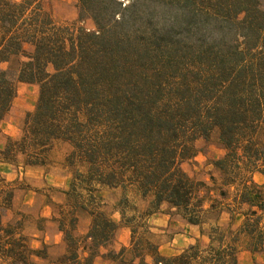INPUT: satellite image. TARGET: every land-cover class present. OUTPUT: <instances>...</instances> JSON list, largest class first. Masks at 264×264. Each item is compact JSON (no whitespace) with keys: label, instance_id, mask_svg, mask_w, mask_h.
Listing matches in <instances>:
<instances>
[{"label":"trees","instance_id":"16d2710c","mask_svg":"<svg viewBox=\"0 0 264 264\" xmlns=\"http://www.w3.org/2000/svg\"><path fill=\"white\" fill-rule=\"evenodd\" d=\"M77 8L78 21L90 18L94 29L59 23L43 0H0V122L16 92L2 63L22 56L16 80L38 85L35 107L19 135L6 138L0 162L20 157L25 166L43 167L59 140L68 144L65 161L75 168L71 187L84 184L90 205L94 190L123 185L147 200L140 212L124 198L119 223L101 206L85 207L91 218L85 261L114 239L119 224L133 235L147 227L163 203L191 224L202 225L209 213L217 220L218 199L205 209V182L181 168L196 154L194 141L214 131L223 150L210 163L221 174L219 196H227L223 186H239L240 202L263 210L252 178L264 174L261 1L78 0ZM250 207L244 222L258 225ZM226 233L211 225L207 244L197 241L170 256L146 243L152 261L134 253L131 264H239Z\"/></svg>","mask_w":264,"mask_h":264},{"label":"rangeland","instance_id":"374dc122","mask_svg":"<svg viewBox=\"0 0 264 264\" xmlns=\"http://www.w3.org/2000/svg\"><path fill=\"white\" fill-rule=\"evenodd\" d=\"M260 1L264 5V0ZM77 3L78 0H43L44 8L59 23L87 30L94 29L90 18L78 21ZM177 30L180 33V27ZM23 59L18 55L9 62L1 64L2 68L7 70L10 77L14 79L16 92L10 108L0 122V148L7 137L19 135L25 114L33 111L37 101L38 85L16 80L18 64ZM216 135L214 131L208 138L199 136L194 141L195 156L184 160L181 163V168L197 181L205 182L206 187L201 188V195L207 196L204 204H209L210 199L215 198L219 201V214L223 207L230 210L232 215L230 214L228 219L225 217L226 224L224 226L217 224L220 215L217 220H214V213L205 214L203 232L208 238L207 232L211 225H218L227 230L228 239L234 240L237 257L239 247L247 242L249 237L247 234H253L251 235L253 243L259 245L264 232L260 231L258 225H255L252 220H247L248 222L242 220L241 225L246 224V226L243 225L242 228L238 226L241 215H238L237 212L242 211L238 208L245 209L246 205L237 206L235 203H228L230 207H225L227 200L238 193L239 186H233L234 190H230V186H223L227 196L225 198L219 196L222 183L221 174L210 164L213 159L223 154V150L217 144ZM68 150V144L62 141L57 140L52 143L51 148L47 151V164L42 167L44 174L38 181L39 183L33 181L36 178L33 176L35 174L25 176L21 169L16 168L25 166L20 157L15 163H10L13 166V171L0 169V179L3 180V183H0V222L3 230L0 231V264H90L89 262L91 264H131L134 253L143 254L144 260L148 263L151 262L152 256L147 251L146 243L155 244L158 248L160 236L163 234L152 230L148 222L149 218L147 227H139L134 235L130 232L128 246H121L118 250H113L115 245L111 240L105 245V249L101 250L99 246L96 249L98 251L96 255L90 261L89 259L85 261L86 255L90 251L82 248L87 244L83 235L87 232L91 222L85 207L101 206L104 213L111 219L118 213L121 220L118 207L122 205L124 198L130 205L136 206L140 212L145 210L147 200L141 198L135 188L123 185L111 189L94 190L95 202L90 205L88 188L84 184L75 182L76 189L71 187V181L75 177V168L65 161ZM80 169L83 171L82 168ZM211 175L214 177V182L210 179ZM55 177L58 180H55ZM53 181L57 184H54ZM4 198L8 200L5 201ZM7 201L9 202L7 203ZM127 211L130 212V210ZM169 212L177 214L175 210ZM60 227L69 237H64ZM146 228L149 229V232H145ZM60 232L62 234L61 242L56 243ZM7 235L16 242L8 243ZM46 236L49 237V243L44 244L42 241ZM197 241L203 245L208 242ZM10 244L12 252L6 250ZM101 251L104 252L101 253ZM10 253H12L11 256H7ZM137 261L136 258L135 262ZM250 264H261L260 254L252 259Z\"/></svg>","mask_w":264,"mask_h":264},{"label":"crops","instance_id":"0c3cea01","mask_svg":"<svg viewBox=\"0 0 264 264\" xmlns=\"http://www.w3.org/2000/svg\"><path fill=\"white\" fill-rule=\"evenodd\" d=\"M17 169H21L24 175L35 174L34 182L39 183L38 181L42 178L44 174V168L40 166H24V167H16ZM14 167V170H16ZM0 169L13 171V166L7 162H0ZM253 181L257 184V188L263 196L264 199V174L261 173H253L252 175ZM55 180H58L55 177ZM54 184L55 181H53ZM230 190H234L233 186H230ZM237 192V191H235ZM228 203H235L237 206L246 205L245 209L238 208V210H242L237 212L238 215H241L240 222L238 226L242 228V220L245 219V212L249 209L250 205L248 203L240 202L239 194L232 195L228 200L225 207H230ZM205 208L209 207V204L204 205ZM220 212V216L217 220L218 225L224 226L226 224V218L231 214L230 210H226V208H222ZM250 209L256 210L257 214L260 216L258 222V229L264 232V209L260 210L257 206H251ZM173 210V209H172ZM232 215V214H231ZM226 217V218H225ZM113 220L119 221L118 213L115 214ZM148 222L152 227V230H156L157 232L162 233L160 236V242H158V251L160 254L165 256L175 255L181 252L183 249L188 247L189 245L195 243L197 240L208 241V238L203 232V224H191L188 223L183 217L173 212L168 211V207L166 203L161 204L159 210L152 214ZM245 233V232H243ZM263 234V233H262ZM61 232L58 234V239L55 241L56 243L61 242ZM249 237L247 238V242L244 243L243 246L239 247V251L237 253V260L239 264H250L252 259H255L256 256L260 254L261 264H264V234L261 236V241L259 245L255 247L253 243L252 236L253 234H247ZM254 238V236H253ZM45 243H49V237L46 236L43 241ZM113 244V250H118L121 246H128L130 242V230L127 226L121 225L115 231ZM105 246H100V249H105ZM104 251H101V253Z\"/></svg>","mask_w":264,"mask_h":264}]
</instances>
